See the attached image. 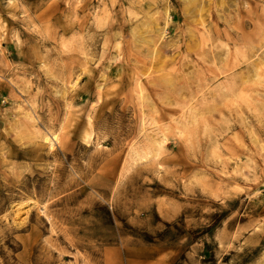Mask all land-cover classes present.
I'll return each mask as SVG.
<instances>
[{"label": "rangeland", "instance_id": "374dc122", "mask_svg": "<svg viewBox=\"0 0 264 264\" xmlns=\"http://www.w3.org/2000/svg\"><path fill=\"white\" fill-rule=\"evenodd\" d=\"M196 1L0 0V264H264V0Z\"/></svg>", "mask_w": 264, "mask_h": 264}, {"label": "bare ground", "instance_id": "6f19581e", "mask_svg": "<svg viewBox=\"0 0 264 264\" xmlns=\"http://www.w3.org/2000/svg\"><path fill=\"white\" fill-rule=\"evenodd\" d=\"M203 1H204V0H202V1H200V2H199V1L197 2V1H196V2H197L196 5H197V6H198V5L200 6L201 3H203ZM206 1H207V0H206ZM166 2H167V0H166ZM207 2H209V0H208ZM219 4H220V3H219ZM165 5H166V4H165ZM194 6H195V5H194ZM203 6H204V5H203ZM191 9H192V8H191ZM201 9H202V8H201ZM201 9H200V10H201ZM192 10H193V9H192ZM197 10H198V9H197ZM200 10H199V11H200ZM202 10H203V9H202ZM190 13H191V12H190ZM198 20H201V19H198ZM201 21H202V20H201ZM201 24H202V23H201ZM215 31H216V30H215ZM217 31H218V30H217ZM208 32H209V31H208ZM207 34H208V33H207ZM209 35H211V33H210ZM258 35H260V37H259V42H258V45H257L258 47H257V46H256V47H257V50H261V49H264V30L261 29L260 32L258 33ZM255 54H256V53H255ZM256 55H258V56L260 55V56L262 57V62H264V50H262V52H261L260 54H256ZM258 56H257V57H258ZM260 56H259V57H260ZM220 57H221L220 53H218V54H212V58H213V60H216V58H217V59H220ZM257 57H256V58H257ZM254 75H255V74H254ZM260 77H261V76H259V74H258V78H260ZM260 79H261V78H260ZM55 138H56V137H54V139H55ZM56 139H57V138H56ZM159 139H160V138H159Z\"/></svg>", "mask_w": 264, "mask_h": 264}]
</instances>
